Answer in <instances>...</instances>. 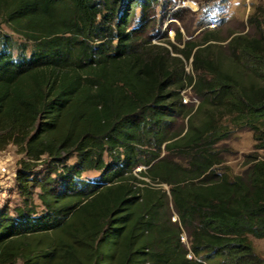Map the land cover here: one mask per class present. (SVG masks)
<instances>
[{"label":"trees","instance_id":"1","mask_svg":"<svg viewBox=\"0 0 264 264\" xmlns=\"http://www.w3.org/2000/svg\"><path fill=\"white\" fill-rule=\"evenodd\" d=\"M121 1L0 0L22 38L0 36V151L22 155L0 264H264V157L220 171L235 131L264 150V6L225 35L175 27L170 51L160 1Z\"/></svg>","mask_w":264,"mask_h":264},{"label":"rangeland","instance_id":"2","mask_svg":"<svg viewBox=\"0 0 264 264\" xmlns=\"http://www.w3.org/2000/svg\"><path fill=\"white\" fill-rule=\"evenodd\" d=\"M134 0H122L118 8L119 14L128 13L131 9ZM157 6V17L153 32H149L153 43H162L169 47L168 43L178 44L176 41L175 27H180L183 39L189 38L184 30V25L187 26L192 37L200 36L203 31H218L222 30V35H225L230 30L241 28V23H245L246 19L256 13L257 7L264 6V0H159ZM259 8V9H260ZM179 15L180 19L172 18L173 13ZM139 16V8H134V20ZM221 26V28H220ZM8 35L13 42H19L22 38L14 33L6 24L0 22V36ZM1 45V39H0ZM182 47V44L179 45ZM185 70L191 72V59L185 62ZM184 102L192 101L198 104V100L191 97L190 87L181 92ZM226 145L231 148V152L224 158V162L220 165V171H226L233 175L240 173L245 168L246 156L250 153L264 157V150L255 152L253 147L254 140L251 132L235 131L230 139L226 140ZM22 157L17 153L14 145H8L5 150L0 151V211L8 210L14 212V208L21 205L22 198L18 193L15 174L18 168V160ZM108 159V158H106ZM75 156H71L67 164H74ZM140 168H138L139 170ZM48 169L46 165L39 164L34 168L33 173L41 177ZM99 175L98 171L92 170L82 174V179H94ZM167 188L165 185H163ZM38 189L35 190L34 203L37 205V211L42 210V205L37 198ZM175 219V216L173 217ZM185 241L183 235L182 238ZM255 255L264 260V238H251ZM17 264H20L19 262ZM211 264V263H208Z\"/></svg>","mask_w":264,"mask_h":264}]
</instances>
